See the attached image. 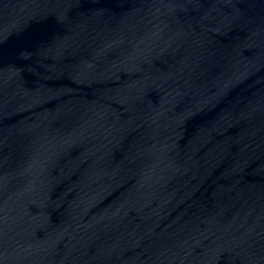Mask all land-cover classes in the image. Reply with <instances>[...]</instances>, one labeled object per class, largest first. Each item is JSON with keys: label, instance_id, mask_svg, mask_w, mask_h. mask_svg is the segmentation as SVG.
I'll list each match as a JSON object with an SVG mask.
<instances>
[{"label": "water", "instance_id": "1", "mask_svg": "<svg viewBox=\"0 0 264 264\" xmlns=\"http://www.w3.org/2000/svg\"><path fill=\"white\" fill-rule=\"evenodd\" d=\"M0 264H264V0H0Z\"/></svg>", "mask_w": 264, "mask_h": 264}]
</instances>
